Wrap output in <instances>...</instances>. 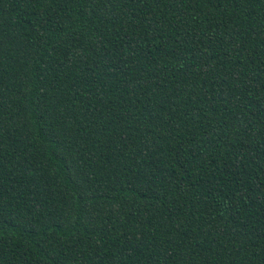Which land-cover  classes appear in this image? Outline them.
<instances>
[{"label": "trees", "instance_id": "1", "mask_svg": "<svg viewBox=\"0 0 264 264\" xmlns=\"http://www.w3.org/2000/svg\"><path fill=\"white\" fill-rule=\"evenodd\" d=\"M0 264H264V0H0Z\"/></svg>", "mask_w": 264, "mask_h": 264}]
</instances>
